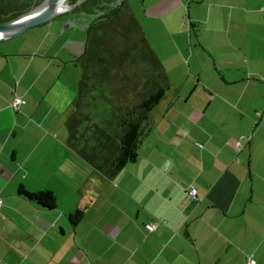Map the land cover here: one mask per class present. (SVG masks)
<instances>
[{"label":"crops","instance_id":"1","mask_svg":"<svg viewBox=\"0 0 264 264\" xmlns=\"http://www.w3.org/2000/svg\"><path fill=\"white\" fill-rule=\"evenodd\" d=\"M86 1L70 0L29 39L10 37L0 47L1 232L12 233L6 227L18 217L30 225L22 238L51 229L55 243L80 208L95 243L81 233L84 245L61 252L56 264H246L250 257L264 264V0H214L207 19L198 18L213 29V68L195 71L185 90L170 81L138 158L113 178L89 168L63 173L72 156L66 121L78 93L76 60L104 6ZM15 95L26 100L18 111ZM41 190L54 193L55 207L26 195ZM36 244L22 252L31 255Z\"/></svg>","mask_w":264,"mask_h":264},{"label":"trees","instance_id":"2","mask_svg":"<svg viewBox=\"0 0 264 264\" xmlns=\"http://www.w3.org/2000/svg\"><path fill=\"white\" fill-rule=\"evenodd\" d=\"M43 1L0 0V24L18 19ZM102 2V12L88 28L85 51L76 60L81 68L78 93L66 121L72 156L63 168L72 176L89 168L113 178L135 162L152 130L151 112L171 86L128 0H87L83 5ZM26 195L56 206L51 190ZM83 214L77 208L69 218L76 223Z\"/></svg>","mask_w":264,"mask_h":264},{"label":"rangeland","instance_id":"3","mask_svg":"<svg viewBox=\"0 0 264 264\" xmlns=\"http://www.w3.org/2000/svg\"><path fill=\"white\" fill-rule=\"evenodd\" d=\"M213 1L128 0L135 15L146 30V34L161 59L168 76L170 75V81L180 85L183 90L194 85L196 75L192 74L195 71L213 68L210 47H207V44L213 43V29L211 25L198 19L199 17L207 19L208 8L213 4ZM68 2L70 0L65 1V9ZM91 17L94 18L92 15ZM36 27L37 25L29 27L23 33L12 37V41L29 39L32 35L31 31ZM8 39L1 40L0 47L9 43L5 42ZM20 48L24 49L20 46H14L11 49L18 50ZM0 199L3 201V196ZM4 218L0 220V264H56L60 261L63 263L64 260H60V258L66 254L61 252L67 253L69 247L72 248V251H75L78 247L84 245L83 240L80 238L81 233H85L95 243L96 234L93 232L94 227L90 216L82 222H80L82 218L76 222H80L78 234L74 232L76 223L67 218L70 225V229L68 228L69 233L67 236L57 237L55 243L51 241V229L44 231L48 232L46 233L47 236L44 234L31 242L28 238H22L20 229L22 227L28 229L30 225L18 217H16L17 222L8 223L6 227V230H12V233L1 232L7 221V218ZM93 225H95L94 222ZM88 235H92V237ZM37 239L39 246L31 255L22 252L23 247L28 248L33 246V243L36 244ZM51 246L54 249L52 252H58V250L60 252L57 254L51 253ZM26 257H30V260H27Z\"/></svg>","mask_w":264,"mask_h":264},{"label":"water","instance_id":"4","mask_svg":"<svg viewBox=\"0 0 264 264\" xmlns=\"http://www.w3.org/2000/svg\"><path fill=\"white\" fill-rule=\"evenodd\" d=\"M55 1H60V0H44L38 7L30 11L29 13L19 17L18 19L6 23V24H0V32L3 33L0 37V40L2 39H7L10 37H15L24 31H26L29 27L38 25L48 19H50L52 16H54L58 11L53 7V3ZM66 1V0H63ZM44 3H49V6L43 10L41 13L38 15L34 16L33 18L29 19L26 22H21L23 18L26 16L30 15L31 13L35 12L38 10Z\"/></svg>","mask_w":264,"mask_h":264},{"label":"built area","instance_id":"5","mask_svg":"<svg viewBox=\"0 0 264 264\" xmlns=\"http://www.w3.org/2000/svg\"><path fill=\"white\" fill-rule=\"evenodd\" d=\"M26 103V100L22 97V96H19V95H15L11 101V106L12 108L15 110V111H18L20 109V107L22 105H24ZM250 139V137H249ZM238 145L241 146L242 145V139L238 142ZM190 194L195 196L196 195V189L195 188H192L190 190ZM3 201L2 199H0V206L2 205ZM147 228L149 230H154L156 228V224L155 223H150V224H147ZM246 264H256V260L253 258V257H250L247 261Z\"/></svg>","mask_w":264,"mask_h":264},{"label":"bare ground","instance_id":"6","mask_svg":"<svg viewBox=\"0 0 264 264\" xmlns=\"http://www.w3.org/2000/svg\"><path fill=\"white\" fill-rule=\"evenodd\" d=\"M49 6V3H44L38 10H36L35 12L31 13L30 15L26 16L25 18H23L21 20V22H26L29 19L33 18L34 16L38 15L39 13H41L43 10H45L47 7ZM53 7L58 11H62L63 9H65V1L60 0V1H55L53 3ZM62 9V10H61ZM57 12V13H58ZM4 35L3 33L0 32V37Z\"/></svg>","mask_w":264,"mask_h":264}]
</instances>
